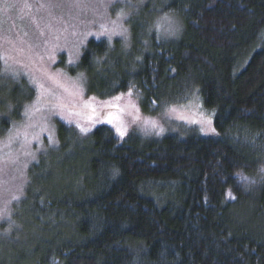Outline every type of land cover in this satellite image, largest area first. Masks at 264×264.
I'll use <instances>...</instances> for the list:
<instances>
[{
	"label": "trees",
	"instance_id": "1",
	"mask_svg": "<svg viewBox=\"0 0 264 264\" xmlns=\"http://www.w3.org/2000/svg\"><path fill=\"white\" fill-rule=\"evenodd\" d=\"M170 11L181 35L161 41L147 31ZM127 24L129 47L84 49L73 70L88 94L131 90L158 117L197 96L213 135L120 140L59 125L19 203L42 232L30 264H264V0H148Z\"/></svg>",
	"mask_w": 264,
	"mask_h": 264
},
{
	"label": "rangeland",
	"instance_id": "2",
	"mask_svg": "<svg viewBox=\"0 0 264 264\" xmlns=\"http://www.w3.org/2000/svg\"><path fill=\"white\" fill-rule=\"evenodd\" d=\"M147 1L102 0L108 5L103 7L97 0H90L77 7L74 0H0V264H30L35 252L31 246L42 232L33 218L30 222L25 220V213L29 212L20 208L19 203L30 183L31 168L51 157L58 147L59 125L82 134L106 126L120 140L133 133L153 140L168 134L213 135L214 113L206 110L197 96L159 117L144 114L133 91L131 97L126 95L128 91L108 98L95 96L98 102L122 96L118 103L126 107L120 114L126 129L123 137L105 119L108 112L116 113L117 109L98 105L100 119L105 120L100 123L89 121L83 114L88 111L83 109V101L94 96L87 92L86 76L73 70L80 63L84 49L91 40L104 41L108 46L120 41L129 47L131 31L127 22ZM121 11L126 18L118 20ZM112 21H116L115 27ZM180 21L175 12H166L152 20L147 32L155 33L161 41L177 40L182 30ZM100 23L110 29L114 27L110 38L100 35ZM50 76L55 80L49 79ZM37 84H43L46 90L41 97L40 111L26 116V107L40 94ZM129 100L139 109L138 113L127 106ZM77 111L82 115L71 114ZM145 121H154L155 127ZM77 122L90 130L81 132ZM40 222L56 224L54 217L40 218ZM15 248L24 251L21 255L24 261L10 260V251Z\"/></svg>",
	"mask_w": 264,
	"mask_h": 264
},
{
	"label": "snow or ice",
	"instance_id": "3",
	"mask_svg": "<svg viewBox=\"0 0 264 264\" xmlns=\"http://www.w3.org/2000/svg\"><path fill=\"white\" fill-rule=\"evenodd\" d=\"M89 2H90V0H74V4L77 7H80L82 4H86ZM97 2L100 3L101 6H103V7L108 6V5H104L102 3V0H97ZM117 18H118V20H120L122 18H126L123 11H121L118 14ZM111 23L113 24L114 27L116 26V21H112ZM114 27L112 29H110L107 24L100 23L99 24V33H100V35H109L111 32L114 31ZM88 34H93V33H88ZM120 34L123 35V32ZM97 38H99V36ZM109 38H110V35H109ZM69 62L71 63V61H69ZM49 79L55 80V78L51 77V76L49 77ZM37 88H38L40 94L37 96L36 101L32 105L26 107V110H25L26 116H28L29 113H34V112L40 111L39 105L41 104V97L43 95H45L46 90L44 89L43 84H37ZM126 95L128 97H131L132 96L131 90H129ZM121 99H122V96H115L111 100L98 102L97 98L95 96L89 97V99L87 101H83V109L88 110L86 113H83V114L86 115V117L89 121H92L93 123H100V122H105V120L100 119V112L98 111V105L100 108H109V109L115 108V109H117L116 113L108 112L106 114L105 119H106V122L109 124H112L113 127L116 128V131L119 133V135L121 137H123L126 133V129L123 126V122L120 121V114L126 110V107H121V105L118 103L119 101H121ZM56 106L60 107L62 105H56ZM127 106L135 108L136 112L137 113L139 112V109L136 108V106L131 102V100L128 101ZM71 114L79 116V115H82V112L77 111V112H74ZM135 118L138 119L139 117H135ZM114 121H117V122L114 123ZM68 122L71 123L72 121L69 120ZM145 123L146 124L151 123L152 126L155 127L154 121H145ZM77 127H80L81 132H84V133H87L90 130L89 128L82 127L78 122H77ZM17 135H19V130L17 132ZM25 138H26V136H25ZM11 139H12V137H10V140ZM50 142H51V138H50ZM5 146H8V145H5ZM262 171H264V169H262ZM238 175H240V174H238ZM242 179L247 180V177H242ZM232 198L235 199V197H232ZM14 199H19V197H14Z\"/></svg>",
	"mask_w": 264,
	"mask_h": 264
}]
</instances>
